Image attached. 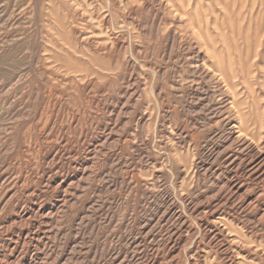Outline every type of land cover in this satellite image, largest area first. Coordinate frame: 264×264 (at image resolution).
I'll list each match as a JSON object with an SVG mask.
<instances>
[{"label": "rangeland", "instance_id": "1", "mask_svg": "<svg viewBox=\"0 0 264 264\" xmlns=\"http://www.w3.org/2000/svg\"><path fill=\"white\" fill-rule=\"evenodd\" d=\"M261 151L264 0H0V264H264Z\"/></svg>", "mask_w": 264, "mask_h": 264}, {"label": "bare ground", "instance_id": "2", "mask_svg": "<svg viewBox=\"0 0 264 264\" xmlns=\"http://www.w3.org/2000/svg\"><path fill=\"white\" fill-rule=\"evenodd\" d=\"M183 74V73H182ZM233 86H235V84H233ZM229 90V89H228ZM234 103V102H233ZM232 106H233V104H232ZM235 107V106H234ZM233 108V107H232ZM234 111H235V109H234ZM237 112V111H236ZM237 115V114H236ZM238 116H239V120L238 121H241V122H243L244 121V115H243V113L242 112H238ZM253 126L254 127H256L257 126V123H253ZM246 137V136H245ZM256 156V155H255ZM257 162L260 164H264V152H258V160H257ZM258 164V165H259ZM260 166V165H259ZM256 174V173H255ZM255 231V230H254ZM256 232V231H255ZM250 248V247H249ZM264 251V250H263ZM259 253H261V251H259ZM263 253V252H262ZM257 255V254H256ZM260 255V254H259ZM264 256V255H263ZM263 259H264V257H263Z\"/></svg>", "mask_w": 264, "mask_h": 264}]
</instances>
